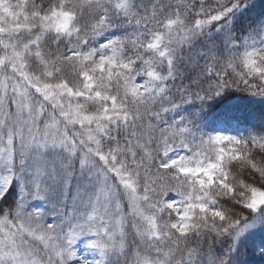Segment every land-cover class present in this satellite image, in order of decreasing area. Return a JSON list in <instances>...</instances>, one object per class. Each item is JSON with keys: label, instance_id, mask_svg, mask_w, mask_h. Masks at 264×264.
<instances>
[{"label": "snow or ice", "instance_id": "6c2138e0", "mask_svg": "<svg viewBox=\"0 0 264 264\" xmlns=\"http://www.w3.org/2000/svg\"><path fill=\"white\" fill-rule=\"evenodd\" d=\"M250 258L264 0H0V264Z\"/></svg>", "mask_w": 264, "mask_h": 264}, {"label": "trees", "instance_id": "16d2710c", "mask_svg": "<svg viewBox=\"0 0 264 264\" xmlns=\"http://www.w3.org/2000/svg\"><path fill=\"white\" fill-rule=\"evenodd\" d=\"M256 110H257V112H259L260 108L258 107ZM250 259L253 261V264H255V258H250Z\"/></svg>", "mask_w": 264, "mask_h": 264}, {"label": "rangeland", "instance_id": "374dc122", "mask_svg": "<svg viewBox=\"0 0 264 264\" xmlns=\"http://www.w3.org/2000/svg\"><path fill=\"white\" fill-rule=\"evenodd\" d=\"M80 250H81V251L83 250V246H82V245L80 246Z\"/></svg>", "mask_w": 264, "mask_h": 264}]
</instances>
